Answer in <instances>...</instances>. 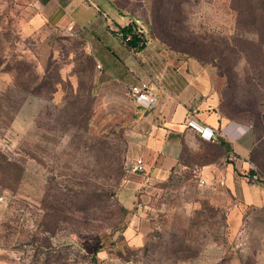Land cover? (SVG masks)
I'll return each instance as SVG.
<instances>
[{
  "label": "rangeland",
  "instance_id": "374dc122",
  "mask_svg": "<svg viewBox=\"0 0 264 264\" xmlns=\"http://www.w3.org/2000/svg\"><path fill=\"white\" fill-rule=\"evenodd\" d=\"M230 4L151 0L150 25L201 57L218 97L232 98L235 119L254 130L262 164L264 78L248 82L251 68L224 44L252 37L236 34ZM22 22V1L0 0V150L23 165L16 189L0 190V264H87L96 245L97 264H264V207L243 206L231 226L238 199L217 178L200 182L201 166L220 160L222 147L193 138L164 179L146 180L132 167L146 127L128 85L108 90L116 86L79 37L25 35Z\"/></svg>",
  "mask_w": 264,
  "mask_h": 264
},
{
  "label": "crops",
  "instance_id": "0c3cea01",
  "mask_svg": "<svg viewBox=\"0 0 264 264\" xmlns=\"http://www.w3.org/2000/svg\"><path fill=\"white\" fill-rule=\"evenodd\" d=\"M21 1L23 34L79 37L101 75L108 79L105 83L116 86L108 90L122 91L127 85L146 80L157 83L155 105L149 109L137 106L143 110L146 132L135 151L143 158L146 180L164 179L179 164L183 146H193L192 139L200 137L185 125L186 115L192 113L197 121L219 131L228 146L227 150L215 143L222 147L220 160L203 164L199 174L206 177L200 182L208 187L217 178L231 197L238 199L227 212L229 225L236 221L241 224L243 206L264 207V185L248 184L243 175L255 142L252 128L219 113V98L207 68L192 57L166 48L151 35V0ZM128 25L143 33L139 50L127 45L122 29ZM127 233L131 242L140 241L134 225Z\"/></svg>",
  "mask_w": 264,
  "mask_h": 264
},
{
  "label": "trees",
  "instance_id": "16d2710c",
  "mask_svg": "<svg viewBox=\"0 0 264 264\" xmlns=\"http://www.w3.org/2000/svg\"><path fill=\"white\" fill-rule=\"evenodd\" d=\"M230 8L235 12L236 15V34L252 37L248 39L232 37L233 42H231V44L227 41L224 44H226L227 48L231 53L238 52V54H240V56L244 58L245 62L251 68L245 73V78L252 85L256 86L257 84H259L260 79L264 78L263 70L261 72L260 69L264 63V0H231ZM122 30L125 32V39L127 37L126 34L130 35V37L126 39L128 46L135 48L136 50L142 48L144 41L143 33H140L136 29L133 30L129 25L123 27ZM166 30L167 28H161L160 31L158 30L156 32L153 29V25H150L151 35L155 37L159 42H161L166 48L176 53L183 54L187 57H192L196 59L202 66H204V64H202L201 57L197 53H192L190 51V48L186 47L184 43L178 40V38L174 36L170 30H167L169 33V35H167ZM140 42H142L141 45L139 44ZM224 50L225 47L223 48L222 52H224ZM233 66H236L234 62ZM204 67L210 71L208 67ZM226 72L229 77H232L233 79L235 78V76H231V67H229ZM218 98L219 113L229 119L236 120L233 111L235 105L234 100L226 95ZM253 133L255 135L254 130ZM212 143H219L221 146H224L225 149L228 150V146L220 137H217L216 140ZM254 144L249 153V160L254 164L257 162V164H259L260 168L264 172V163L261 164L260 161H258L257 158L254 156ZM22 174L23 165L21 164L19 159L15 157H8L4 152L0 150V190L14 191L21 181ZM262 176L264 177V175ZM52 209L54 212L60 211V209L56 206H53ZM91 226L93 225L91 223H88L87 233H96L95 229ZM100 248H102L100 245H96V247H94L91 251L85 253L87 264L98 263L97 252Z\"/></svg>",
  "mask_w": 264,
  "mask_h": 264
},
{
  "label": "built area",
  "instance_id": "2783aa9c",
  "mask_svg": "<svg viewBox=\"0 0 264 264\" xmlns=\"http://www.w3.org/2000/svg\"><path fill=\"white\" fill-rule=\"evenodd\" d=\"M129 37L130 35H128L126 39ZM139 44L141 45L142 42ZM156 88L157 83L153 80L140 81L129 85L126 90V95L137 106L149 109L156 103ZM185 125L194 130L201 138L210 142H214L217 137H223L219 131L197 121L192 113L186 115ZM231 158H234V155L231 154ZM132 167L135 171L144 172L145 165L143 158L139 157L134 160ZM243 175L251 185H260L264 182V177L257 170L256 165L251 161H249V167L245 169ZM201 183H203V181H201Z\"/></svg>",
  "mask_w": 264,
  "mask_h": 264
}]
</instances>
